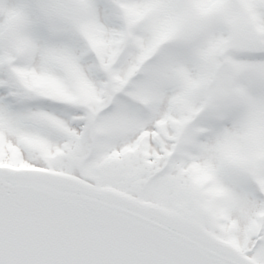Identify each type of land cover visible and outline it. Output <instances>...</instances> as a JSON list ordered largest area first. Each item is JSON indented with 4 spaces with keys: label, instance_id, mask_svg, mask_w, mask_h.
I'll return each mask as SVG.
<instances>
[{
    "label": "snow or ice",
    "instance_id": "snow-or-ice-1",
    "mask_svg": "<svg viewBox=\"0 0 264 264\" xmlns=\"http://www.w3.org/2000/svg\"><path fill=\"white\" fill-rule=\"evenodd\" d=\"M0 264H264V0H0Z\"/></svg>",
    "mask_w": 264,
    "mask_h": 264
}]
</instances>
